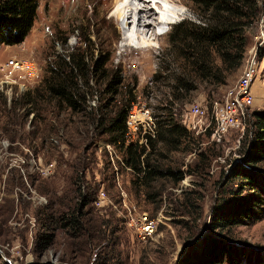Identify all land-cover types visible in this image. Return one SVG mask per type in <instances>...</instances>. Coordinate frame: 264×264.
Wrapping results in <instances>:
<instances>
[{"label": "rangeland", "instance_id": "374dc122", "mask_svg": "<svg viewBox=\"0 0 264 264\" xmlns=\"http://www.w3.org/2000/svg\"><path fill=\"white\" fill-rule=\"evenodd\" d=\"M118 1L38 0L33 27L23 41L14 45L0 44V69L8 60L17 58L33 61L40 68L33 79L32 76L27 77L23 70L11 71V85L0 86L5 109L14 106L16 115H24L22 125L18 127V134L12 140L3 134L1 129L0 138L18 141L30 147L27 132L32 127V131L36 132L32 135L31 147L36 166L54 161V172L50 177L32 173V200H22L18 197L17 201H14L13 186L21 185V181L16 174H7L6 197L0 202V264H101V239H93L91 243L74 239L70 228H58L63 221L60 219L61 213L65 212L63 209L51 218H48V211L43 209V206L48 203L50 205V202L53 203L51 206H57V198L62 196L69 186L73 173L71 166L76 163L77 156L85 155L87 160V167L82 174V185H87L91 194L102 188L115 204L114 208H97L88 203L83 210L90 209L89 214L109 220L105 232L108 241L115 243L120 264H173L187 241L188 234L193 232L196 226L205 231L210 210L215 204L224 201L233 203L246 192L242 190L238 195L239 177H229V168L239 158L244 146L248 115L252 110H264V56L257 63L258 70L253 82L257 84L258 90L253 93V103L247 109L243 130H231L219 141L211 140L208 133L190 131L195 139L192 148L168 153V158L164 161L183 174L175 184L163 181L165 189L157 207L144 199L142 191L137 193L134 190L130 184V172L125 169L120 171L117 167L118 182L120 187L124 188L127 206L132 211H145L149 216L160 212L157 232L144 241L133 236L117 211L123 207L120 205L117 186L114 187L111 183L108 152L101 146L106 136L99 134L92 125H87L85 117L80 113H71L53 105L48 109H31L29 104L15 107V100L22 93L31 91L39 84L47 59L63 52L78 50H86V57H94L96 52L94 46H90L92 42L100 47V57H105L107 61L102 74L96 73L89 82L93 87L87 94V104L91 110L101 105H107L109 108L114 97L124 90H129L135 101L148 107L154 115L160 113L162 105L172 102L174 114L179 121L189 103L209 102L221 98L223 92L237 79L250 48H254L256 52L263 46L264 50V28L260 15L258 21L245 32L247 51L240 67L229 74L223 84L196 81L195 88L187 92L185 84L194 82L184 75L178 77L179 81L173 80L178 72L175 63L178 59L170 53L167 33L170 26L179 21L200 22L199 19L203 16L192 6V1L174 0L176 9L165 22L173 23L164 28L163 23L161 25L159 21V9H162L164 0H150L149 5L156 16L146 20V23L153 24L160 39L149 40V45L133 42L124 48L123 39L128 31L133 32V26H125L122 20L113 15V10L119 5L116 4ZM258 2L264 7V0ZM153 3H158L159 8ZM162 31L164 33L157 34ZM84 38H88L89 42ZM109 76H115V80L111 83V88L105 90ZM2 79L0 71V80ZM174 86H177V89H174ZM260 90L262 95L257 97L256 94L260 93ZM173 96L179 99L175 100ZM1 114L0 125L3 122ZM115 153L121 154L117 149ZM253 168L264 174V159L253 165ZM196 208L199 209L196 211ZM195 212L199 214V218L194 228L191 218L195 216ZM48 224L57 226V229L49 230ZM50 233L53 234L51 240L44 243L43 236ZM221 234L231 242L258 251L261 258H264V217L246 220L222 231ZM109 258L108 254L106 259L111 264L117 262Z\"/></svg>", "mask_w": 264, "mask_h": 264}, {"label": "trees", "instance_id": "16d2710c", "mask_svg": "<svg viewBox=\"0 0 264 264\" xmlns=\"http://www.w3.org/2000/svg\"><path fill=\"white\" fill-rule=\"evenodd\" d=\"M191 1L192 6L203 16L199 19L200 22L179 21L172 24L167 33L170 53L179 60L175 62L179 73L177 72L173 80L179 81L178 77L184 75L194 82L185 84L187 92L195 88L196 81L223 84L225 78L242 64L247 51L245 32L258 21L260 15L264 28V7L258 0ZM37 6L38 0H0V44L14 45L23 41L34 23ZM84 40L89 42L88 38ZM92 45L96 52L94 57H86V50H78L63 52L47 59L39 84L31 91L22 93L15 100V107L29 104L31 109H48L53 105L71 113H80L85 117L87 125H92L99 134L105 135L103 140L119 150L130 168V184L134 190L137 193L142 191L144 199L157 207L165 189L164 182L175 184L183 174L164 162L168 153L190 150L195 144L194 136L178 121L172 102H168L155 115L156 134L148 141L147 148L133 143L124 145V120L127 110L135 103V97L129 90H124L114 97L109 108L101 105L91 110L87 104V94L93 87L89 82L96 73L102 74L107 61L105 57H100V47L91 42L90 46ZM262 47L255 53L257 63L264 56ZM262 70L264 72V64ZM114 77L109 76L105 90L111 88ZM173 88L177 89V86ZM173 99L179 98L173 96ZM4 106L5 102L0 94V113L3 117L0 129L12 140L18 134L24 115H16L14 106L7 109ZM34 132L32 127L27 132L30 147L32 135L36 133ZM244 132V146L239 158L229 168V177H239L238 195L242 190L246 192L233 203L224 201L215 204L210 210L205 231L197 228L195 223L199 214L195 212L191 220L196 228L188 234L187 241L173 264H264V258H261L258 251L231 242L221 234L222 231L246 220L264 217V174L253 168V165L264 159V110L251 111ZM79 157L77 156L76 163L71 166L73 173L69 186L57 198V206H51L53 203L50 202L43 209L48 211V218L63 209L65 212L60 215L63 221L59 229L68 227L74 239H83L89 243L93 239H101V264H111L106 259L108 254L109 259L117 260L114 264H120L115 243L109 242L106 236L105 229L109 220L89 214L90 209L83 210L88 203L92 205L96 191L91 194L88 186L82 185V174L87 167V160L85 155ZM108 169L111 183L116 187L109 160ZM121 183L123 184V180ZM47 227L49 230L57 229V226L50 224ZM52 235L45 234L43 242H49Z\"/></svg>", "mask_w": 264, "mask_h": 264}, {"label": "built area", "instance_id": "2783aa9c", "mask_svg": "<svg viewBox=\"0 0 264 264\" xmlns=\"http://www.w3.org/2000/svg\"><path fill=\"white\" fill-rule=\"evenodd\" d=\"M255 53L254 48L247 51L237 79L223 92L220 99H213L209 102L193 101L185 107L179 122L187 130L194 133H208L213 141H219L231 130H243L247 109L253 103L251 86L258 70ZM1 67L3 79L0 80V86L2 84L11 85V71L23 70L27 77L32 76L33 79L40 69L35 62L21 58L8 60L7 64ZM124 126V144L133 143L147 148L148 141L156 134V116L148 107L135 101L126 112ZM101 146L107 150L109 155L113 179L121 199L120 205L123 207L117 211L123 223L137 240L144 241L153 237L160 223V212L155 216H149L145 211H132L127 206L126 195L118 182L117 167L126 171H130V168L123 157L115 153L116 150L111 144L104 142ZM10 172L16 174L21 181V185L13 186L14 201H17L18 197L32 200V173L37 172L42 177H50L54 172V161L50 160L44 165L36 166L31 147H26L18 141L0 138V202L6 197L5 189L8 185L6 177ZM91 204L97 208L115 207L102 188L96 190Z\"/></svg>", "mask_w": 264, "mask_h": 264}, {"label": "bare ground", "instance_id": "6f19581e", "mask_svg": "<svg viewBox=\"0 0 264 264\" xmlns=\"http://www.w3.org/2000/svg\"><path fill=\"white\" fill-rule=\"evenodd\" d=\"M118 3L117 8L115 7L113 10V15L117 19L122 20L125 26H133V32L128 31L127 36L123 39L125 41L122 45L123 48L131 45L133 42H137L140 45H149L151 43L149 40L160 39L154 31L153 24L146 23V20L149 21L156 16L155 11L149 5L150 0H119L116 4ZM163 3L162 9H159V21L161 25L163 23V27L165 28L167 26L165 22L170 19V15L176 9V2L174 0H164ZM153 4L157 6L156 8H159L158 3Z\"/></svg>", "mask_w": 264, "mask_h": 264}, {"label": "crops", "instance_id": "0c3cea01", "mask_svg": "<svg viewBox=\"0 0 264 264\" xmlns=\"http://www.w3.org/2000/svg\"><path fill=\"white\" fill-rule=\"evenodd\" d=\"M32 27H33V25H32ZM32 29V28H31ZM30 29V30H31ZM252 89H253V93L255 94V92H257V90H258V88H257V84L255 83V82H253V84H252ZM257 97L260 95V97H261V95H262V93H261V90H260V93L258 92L257 94Z\"/></svg>", "mask_w": 264, "mask_h": 264}, {"label": "clouds", "instance_id": "9594fccd", "mask_svg": "<svg viewBox=\"0 0 264 264\" xmlns=\"http://www.w3.org/2000/svg\"><path fill=\"white\" fill-rule=\"evenodd\" d=\"M171 23H173V22H171ZM171 23L167 22V25H169V24H171ZM162 33H164V31H162V32H158L157 34H162Z\"/></svg>", "mask_w": 264, "mask_h": 264}]
</instances>
